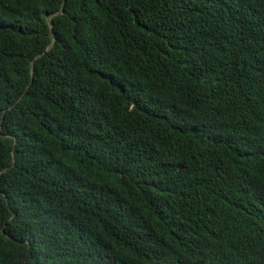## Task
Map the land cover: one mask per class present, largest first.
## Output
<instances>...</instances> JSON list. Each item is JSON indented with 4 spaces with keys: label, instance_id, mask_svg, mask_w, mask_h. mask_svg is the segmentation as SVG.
<instances>
[{
    "label": "trees",
    "instance_id": "trees-1",
    "mask_svg": "<svg viewBox=\"0 0 264 264\" xmlns=\"http://www.w3.org/2000/svg\"><path fill=\"white\" fill-rule=\"evenodd\" d=\"M0 264H264V0H0Z\"/></svg>",
    "mask_w": 264,
    "mask_h": 264
}]
</instances>
